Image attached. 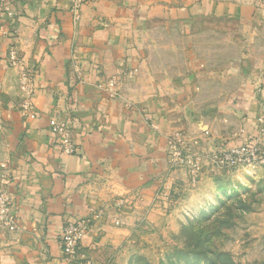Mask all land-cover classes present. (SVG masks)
<instances>
[{"label": "crops", "instance_id": "crops-1", "mask_svg": "<svg viewBox=\"0 0 264 264\" xmlns=\"http://www.w3.org/2000/svg\"><path fill=\"white\" fill-rule=\"evenodd\" d=\"M1 1L15 17L0 12V188L18 228L0 230V264L112 262L139 226L163 223L185 184L169 163L174 132L200 151L256 137L264 126V86L239 83L243 72L204 73L196 53L209 22L264 26L256 0H87L76 10L73 0ZM172 31L179 42L158 39ZM167 49L179 50L175 75L167 58L153 59ZM22 69L32 73V94ZM111 79L116 97L106 90ZM212 80L226 87L215 91ZM200 96L223 102L199 104ZM52 123L65 125L73 153L57 145ZM233 130L237 138H221ZM206 169L199 182L212 176ZM100 210L77 261L66 262L62 225Z\"/></svg>", "mask_w": 264, "mask_h": 264}, {"label": "rangeland", "instance_id": "rangeland-1", "mask_svg": "<svg viewBox=\"0 0 264 264\" xmlns=\"http://www.w3.org/2000/svg\"><path fill=\"white\" fill-rule=\"evenodd\" d=\"M256 1L257 5L264 6V0ZM5 8L12 12L11 18H14L15 10L0 0V12L7 15ZM8 23L14 24L11 20ZM207 26L211 31L201 34V48L196 52L205 60L200 71L215 75L227 70L243 72L245 76H241L239 83L256 82L264 86V26L259 27L258 31L247 27L242 30L238 23L213 21ZM158 39L168 44L179 42V34L172 31L168 35L161 34ZM159 57L171 61L167 65L171 74L175 75L179 71V50L171 52L167 49L153 53V59ZM200 78L203 76L198 77V80ZM208 83L213 84L215 91L226 87V82L218 85L216 80H212ZM169 84L175 85L174 81ZM229 85L227 87H234L235 79ZM195 99L199 104L223 102V98L214 96ZM233 123L234 119H231V129L235 128ZM238 132L233 130L221 138L232 140L239 136ZM206 170L212 172V176L192 184L184 171L177 168L176 171L184 175L186 181L173 194L163 223L153 227L148 224L139 226L118 257L105 264H203L204 257H198V252L210 256V260L215 259L212 254L219 253L236 264H264V166L239 167L229 172L211 168ZM124 201L120 199L119 205H125ZM219 262L224 264L226 259L222 257Z\"/></svg>", "mask_w": 264, "mask_h": 264}, {"label": "built area", "instance_id": "built-area-1", "mask_svg": "<svg viewBox=\"0 0 264 264\" xmlns=\"http://www.w3.org/2000/svg\"><path fill=\"white\" fill-rule=\"evenodd\" d=\"M87 0H73L74 9L80 8ZM7 15L12 12L5 8ZM9 59L17 62V54L13 47L9 48ZM130 71L129 73H131ZM20 82L29 94H32L33 83L30 70H23L20 74ZM115 81L106 82V90L109 97H116ZM23 109H31L29 102L23 104ZM50 130L55 136L57 145L65 153H73L74 148L69 141L67 128L63 124L52 123ZM259 135L246 138L239 143H226L221 141L214 148L208 150H195L186 143L180 132H174L168 141L169 163L172 168L183 170L192 184L199 181L204 168L229 172L239 167L264 166V126L259 128ZM102 213L94 212L89 215L66 222L62 225L58 244L63 259L68 263L77 261L80 255V244L93 222ZM18 228V216L13 208L12 200L4 188H0V230L15 231Z\"/></svg>", "mask_w": 264, "mask_h": 264}, {"label": "trees", "instance_id": "trees-1", "mask_svg": "<svg viewBox=\"0 0 264 264\" xmlns=\"http://www.w3.org/2000/svg\"><path fill=\"white\" fill-rule=\"evenodd\" d=\"M190 226V225H189ZM192 238L194 239V237L192 236ZM192 239V240H193ZM199 242V241H198ZM199 254H198V257H204V262H203V264H206V263H208V261L210 262V264H222L223 262H219L218 263V260L219 259H222V257H224L225 259H226V263H224V264H236V263H234L231 259H229L226 255H224V254H219V253H217V254H212L211 256H214L215 257V259L214 260H210V256H208V255H206V254H203L202 252H198Z\"/></svg>", "mask_w": 264, "mask_h": 264}]
</instances>
